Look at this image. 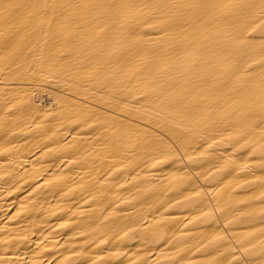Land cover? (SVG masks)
Listing matches in <instances>:
<instances>
[{"label": "bare ground", "instance_id": "obj_1", "mask_svg": "<svg viewBox=\"0 0 264 264\" xmlns=\"http://www.w3.org/2000/svg\"><path fill=\"white\" fill-rule=\"evenodd\" d=\"M0 264H264V0H0Z\"/></svg>", "mask_w": 264, "mask_h": 264}]
</instances>
